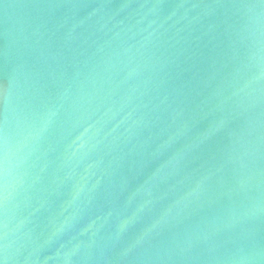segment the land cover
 Listing matches in <instances>:
<instances>
[{
  "label": "water",
  "instance_id": "obj_1",
  "mask_svg": "<svg viewBox=\"0 0 264 264\" xmlns=\"http://www.w3.org/2000/svg\"><path fill=\"white\" fill-rule=\"evenodd\" d=\"M0 264H264V0H0Z\"/></svg>",
  "mask_w": 264,
  "mask_h": 264
}]
</instances>
